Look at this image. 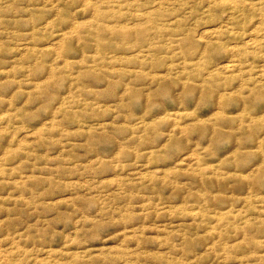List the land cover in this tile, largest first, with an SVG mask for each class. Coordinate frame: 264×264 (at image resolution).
<instances>
[{
	"label": "rangeland",
	"instance_id": "obj_1",
	"mask_svg": "<svg viewBox=\"0 0 264 264\" xmlns=\"http://www.w3.org/2000/svg\"><path fill=\"white\" fill-rule=\"evenodd\" d=\"M0 264H264V0H0Z\"/></svg>",
	"mask_w": 264,
	"mask_h": 264
}]
</instances>
